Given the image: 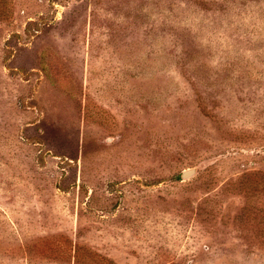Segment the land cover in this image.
Returning <instances> with one entry per match:
<instances>
[{"label":"rangeland","instance_id":"rangeland-1","mask_svg":"<svg viewBox=\"0 0 264 264\" xmlns=\"http://www.w3.org/2000/svg\"><path fill=\"white\" fill-rule=\"evenodd\" d=\"M0 264H264V0H0Z\"/></svg>","mask_w":264,"mask_h":264},{"label":"water","instance_id":"water-1","mask_svg":"<svg viewBox=\"0 0 264 264\" xmlns=\"http://www.w3.org/2000/svg\"><path fill=\"white\" fill-rule=\"evenodd\" d=\"M195 169L187 170L182 173V179H188L195 174Z\"/></svg>","mask_w":264,"mask_h":264}]
</instances>
